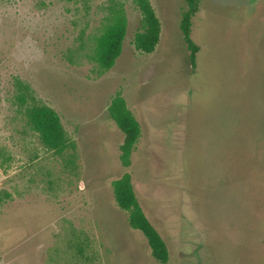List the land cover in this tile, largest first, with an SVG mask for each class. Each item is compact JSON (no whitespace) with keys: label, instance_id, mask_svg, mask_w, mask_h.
I'll return each mask as SVG.
<instances>
[{"label":"rangeland","instance_id":"1","mask_svg":"<svg viewBox=\"0 0 264 264\" xmlns=\"http://www.w3.org/2000/svg\"><path fill=\"white\" fill-rule=\"evenodd\" d=\"M151 2L162 32L144 54L132 0H0V264H159L116 203L126 173L170 264H264V0H201L195 68L186 0ZM121 11L123 51L101 74L97 38ZM118 94L141 126L130 167ZM34 105L59 115L63 154L30 127Z\"/></svg>","mask_w":264,"mask_h":264},{"label":"trees","instance_id":"2","mask_svg":"<svg viewBox=\"0 0 264 264\" xmlns=\"http://www.w3.org/2000/svg\"><path fill=\"white\" fill-rule=\"evenodd\" d=\"M142 15L143 30L136 33L134 45L137 51L152 54L156 51L161 39L162 24L158 18L151 0H132ZM201 0H186L187 11L184 12L180 29L187 49L190 51L189 60L196 67L199 47L192 39V18L196 15ZM128 20L121 11L105 27L97 38L95 60L101 74L110 71L116 64L123 51L127 35ZM25 98L23 97V100ZM22 100V101H23ZM112 121L123 132L125 140L121 146V161L124 167L131 166V157L141 137V126L132 111L128 108L124 97L116 95L109 107ZM28 123L32 130L39 135L43 145L61 155L68 146V139L55 110L47 106L34 105L26 112ZM114 196L118 207L129 214L130 226L142 232L152 250L153 257L159 264H170V254L166 241L147 218L141 207L132 177L129 173L113 182ZM5 197L0 195V207Z\"/></svg>","mask_w":264,"mask_h":264}]
</instances>
